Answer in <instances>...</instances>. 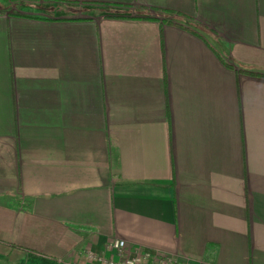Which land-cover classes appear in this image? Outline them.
<instances>
[{
	"label": "crops",
	"instance_id": "1",
	"mask_svg": "<svg viewBox=\"0 0 264 264\" xmlns=\"http://www.w3.org/2000/svg\"><path fill=\"white\" fill-rule=\"evenodd\" d=\"M115 235L264 264V0H0V264Z\"/></svg>",
	"mask_w": 264,
	"mask_h": 264
},
{
	"label": "built area",
	"instance_id": "2",
	"mask_svg": "<svg viewBox=\"0 0 264 264\" xmlns=\"http://www.w3.org/2000/svg\"><path fill=\"white\" fill-rule=\"evenodd\" d=\"M57 264H215L211 259H195L148 246L129 249L120 236H111L99 250L86 246L77 258H54Z\"/></svg>",
	"mask_w": 264,
	"mask_h": 264
},
{
	"label": "rangeland",
	"instance_id": "3",
	"mask_svg": "<svg viewBox=\"0 0 264 264\" xmlns=\"http://www.w3.org/2000/svg\"><path fill=\"white\" fill-rule=\"evenodd\" d=\"M25 259V261H23V264H25L26 263V258H24ZM16 262H13V261H11L10 263L8 262V261H6L4 264H21L19 261V258L17 257L16 259ZM27 264V263H26Z\"/></svg>",
	"mask_w": 264,
	"mask_h": 264
},
{
	"label": "trees",
	"instance_id": "4",
	"mask_svg": "<svg viewBox=\"0 0 264 264\" xmlns=\"http://www.w3.org/2000/svg\"><path fill=\"white\" fill-rule=\"evenodd\" d=\"M252 72V74H255V73H257V72H254V71H251Z\"/></svg>",
	"mask_w": 264,
	"mask_h": 264
}]
</instances>
